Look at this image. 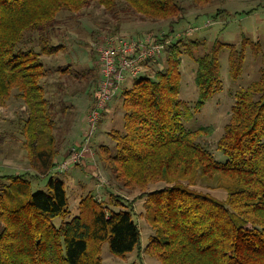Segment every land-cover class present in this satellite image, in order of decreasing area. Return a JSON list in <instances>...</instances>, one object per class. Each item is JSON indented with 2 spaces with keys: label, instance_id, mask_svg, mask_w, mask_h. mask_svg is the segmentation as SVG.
<instances>
[{
  "label": "trees",
  "instance_id": "16d2710c",
  "mask_svg": "<svg viewBox=\"0 0 264 264\" xmlns=\"http://www.w3.org/2000/svg\"><path fill=\"white\" fill-rule=\"evenodd\" d=\"M217 1L0 0V106L17 102L30 166L0 173V264H103L105 242L111 254L125 257L141 245L134 199L128 197L135 192L144 198L152 229L144 251L162 264H264V61L256 79L232 92L234 103L216 141L223 160L200 140L213 133L212 125L185 124L221 91L222 50L228 52L232 79L241 75L248 49L261 51V43L244 33L239 43L215 39L207 44L190 36L189 25L175 29L193 12L211 20L229 13L221 7L212 12ZM93 2L111 22L116 20V27L106 33L116 34L125 18L148 23L147 32L110 36L140 39L153 33L165 44V64L150 73L147 61L146 69L122 88V128L109 131L111 147L97 148L108 172V179L97 178L105 189L79 197L73 214L68 181L58 164L87 137L84 131L83 140L68 145L73 118L67 117L74 104L67 89L70 80L80 81L81 73L70 64L56 67L54 72L65 81H57L50 91L47 77L52 70L45 58L64 49L56 32L59 14H78ZM196 47L204 52L195 55ZM183 54L196 63L193 106L180 96ZM95 103L89 104L84 119ZM63 116L66 126L60 128ZM79 164L81 160L68 167ZM46 176L45 188L34 190L33 181ZM201 184H207L206 190ZM208 188L224 190L225 198ZM55 218L60 220L56 223Z\"/></svg>",
  "mask_w": 264,
  "mask_h": 264
},
{
  "label": "rangeland",
  "instance_id": "374dc122",
  "mask_svg": "<svg viewBox=\"0 0 264 264\" xmlns=\"http://www.w3.org/2000/svg\"><path fill=\"white\" fill-rule=\"evenodd\" d=\"M220 7L227 9L229 13L223 12V15L211 20V18L204 15L197 18L193 12L188 14L185 21L178 24L175 29L186 28L189 25L191 26L189 32L190 34L192 33L190 36L201 40L205 39L207 44L212 43L215 39L223 42L239 43L242 33L261 43V51L258 54L253 53L251 49L247 50L243 71L237 79H232L229 75L227 50L220 52V72L223 81L221 91L217 92L202 108L193 112L191 117L185 121L188 127L193 128L200 125L213 126V133L200 138V140L211 149L217 159L223 160L224 154L216 149V141L223 134L224 125L229 118L230 108L234 103L232 92L256 79L258 70L264 61V0H261V2L258 0H218L212 6L211 11L213 12ZM111 20L109 14L105 13L102 6L96 2L91 3L90 6L84 8L78 14L69 12L59 14V24L56 26L59 28L56 29V32H59L65 45L64 49L55 56H47L45 58L48 68L52 70L47 77L50 91L58 83L57 81H65L64 76H59L58 72H54L56 67L70 64L72 70H77L81 73L80 81L70 80V88L67 89L72 95L71 98H68V101L74 104L70 116L67 117L69 120L73 118L71 130L69 129L68 131V145L83 140L84 131L87 129L84 116L87 113L89 104L95 103L93 92L96 90L100 91L105 85L103 82L98 87L97 82L100 80V69L102 68L101 63L98 61L102 41L100 39L110 35H135L140 31L147 32L145 26L148 23L137 21V19L125 18L120 20L121 23L116 34H110L112 32L106 33L108 32L107 30H112L116 27V20L112 22ZM161 24L163 26L165 23ZM152 31L157 32L159 29H153ZM96 34H99V39H95ZM104 35L106 36L104 37ZM187 47L189 48V46ZM193 51L197 55L203 53L204 49L196 47ZM149 62L151 63L149 66L146 65V67L148 66V72L150 73L162 68L165 64L164 52ZM180 68L182 74L180 96L186 104L193 106L197 99V87L193 81L196 63L187 54H183ZM131 78H127L123 82L121 89L109 100L105 109H102L103 112L97 123V129L90 136L91 146L88 152L91 153L89 155L85 154L84 157L81 155V164L77 165L78 168L75 169L73 174L70 172L72 167L61 166L63 173L65 172L64 177L68 181L71 193L69 198L70 209L73 214L77 213L79 197L94 188H97L98 195L105 189L103 185H99L97 178L104 176L105 179H108V172L102 169L97 148L100 145L111 147L113 141L110 138L109 131L122 128L124 111L121 106V90L123 87L130 86ZM17 107L18 104L13 99L9 100L7 105L0 106V173L2 171L11 172L12 170L30 168L26 149L23 145L21 125L17 119ZM61 124L64 125H60V128L66 126V117L63 116ZM60 133L65 135V132L63 133L61 130ZM68 133L66 131V134ZM47 178L48 176L42 180L33 181L34 190L45 188ZM207 182L210 181L207 180ZM205 185L201 184L199 188L206 190ZM208 192L219 199H223L226 196L225 191L221 189L208 188ZM136 194L137 192L132 193L128 197L134 199L133 216L140 226L141 245L137 250L127 253L125 257H119L111 254L108 243L105 242L101 250L103 264H131L140 261L144 264H162L158 259L144 251V246L148 242L152 229L144 215V198L138 197ZM59 220V218H55L56 223Z\"/></svg>",
  "mask_w": 264,
  "mask_h": 264
},
{
  "label": "built area",
  "instance_id": "2783aa9c",
  "mask_svg": "<svg viewBox=\"0 0 264 264\" xmlns=\"http://www.w3.org/2000/svg\"><path fill=\"white\" fill-rule=\"evenodd\" d=\"M164 50L165 44L158 41L153 33H148L140 39L116 36L107 38L105 44L101 45L98 60L102 66L98 87L103 82L105 85L100 91H96L98 94L96 103L85 119L87 123L85 143L80 148L70 151L68 157L58 164L61 170V166L68 167L80 161L88 152L90 136L97 129L101 113L123 82L127 78L132 77L130 79L132 80L139 76L146 69L147 61L159 56Z\"/></svg>",
  "mask_w": 264,
  "mask_h": 264
},
{
  "label": "crops",
  "instance_id": "0c3cea01",
  "mask_svg": "<svg viewBox=\"0 0 264 264\" xmlns=\"http://www.w3.org/2000/svg\"><path fill=\"white\" fill-rule=\"evenodd\" d=\"M114 110V109H113ZM88 157V156H87ZM87 160V158H86ZM78 168L77 166H73L71 169H70V172L73 174V172L75 171V169Z\"/></svg>",
  "mask_w": 264,
  "mask_h": 264
},
{
  "label": "bare ground",
  "instance_id": "6f19581e",
  "mask_svg": "<svg viewBox=\"0 0 264 264\" xmlns=\"http://www.w3.org/2000/svg\"><path fill=\"white\" fill-rule=\"evenodd\" d=\"M74 165V164H73Z\"/></svg>",
  "mask_w": 264,
  "mask_h": 264
}]
</instances>
